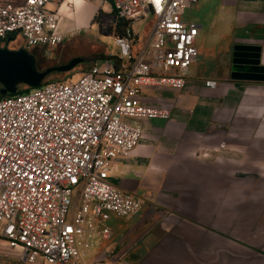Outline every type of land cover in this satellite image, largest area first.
<instances>
[{
    "label": "built area",
    "instance_id": "obj_1",
    "mask_svg": "<svg viewBox=\"0 0 264 264\" xmlns=\"http://www.w3.org/2000/svg\"><path fill=\"white\" fill-rule=\"evenodd\" d=\"M68 1L0 4V43L20 37L26 50L52 54L64 36L47 7ZM111 1L128 22L115 37V63L98 61L77 79L0 98V243L20 250L24 264H85L94 240L111 238L112 214L132 219L143 210V198L109 182L112 165L141 140L132 120L171 118L169 109L141 103L143 88L183 89L199 56V27L184 19L199 0ZM146 16L152 29L140 44L132 24Z\"/></svg>",
    "mask_w": 264,
    "mask_h": 264
},
{
    "label": "crops",
    "instance_id": "obj_2",
    "mask_svg": "<svg viewBox=\"0 0 264 264\" xmlns=\"http://www.w3.org/2000/svg\"><path fill=\"white\" fill-rule=\"evenodd\" d=\"M184 19L199 27V56L184 73L185 87L140 94L142 104L169 109L171 118L138 120V146L110 172L112 185L146 201L125 238L143 231L164 264L170 257L174 264H241L231 249L264 262V83L231 78L237 44L260 46L264 65V0H199ZM207 79L218 88H207ZM0 264H24L20 250L1 242Z\"/></svg>",
    "mask_w": 264,
    "mask_h": 264
},
{
    "label": "rangeland",
    "instance_id": "obj_3",
    "mask_svg": "<svg viewBox=\"0 0 264 264\" xmlns=\"http://www.w3.org/2000/svg\"><path fill=\"white\" fill-rule=\"evenodd\" d=\"M23 1L0 0V3L21 4ZM47 8L55 12L60 23H63L65 30L61 32L64 36V41L48 56L38 49L29 50L38 59L39 68L45 70L50 67L62 66L78 57H85L88 60L78 65L69 73H54L48 76L43 83L46 81L77 79L82 72L89 70L99 60L110 56H117L118 48L115 45L117 16L113 12L114 8L110 0H87L86 2L76 0L73 4L61 5L60 7L48 5ZM61 9H64L65 12L61 13ZM94 11V15L88 20L89 14ZM195 16L194 13H186L185 18L188 17L196 20L197 18ZM151 29L152 19L149 16L138 21L135 20L132 24L134 35L138 36L141 42L146 41L150 37ZM197 38L198 40L196 41L198 42L199 35ZM5 47L11 50H18L23 48L24 45L21 38L17 37L11 43L7 42L0 45V48ZM23 86L19 87V89H23ZM132 122L138 124V120H132ZM77 199L78 194H76L74 204L71 206V211L75 210ZM247 206H249V203H247ZM69 220H71V216H69ZM238 220H240L239 216H231V222H235L236 224ZM134 222V220L121 218L112 214L110 220L106 223L112 230L113 234L111 238L109 240H102L100 237H97L94 240L96 247L86 254L83 258L84 263L164 264V261H158V248L147 246L145 244L146 241H143L142 238L145 236L143 231L133 234L132 238H125L127 232L133 227L131 225ZM230 252L233 262L237 263L238 259L241 261V264H264V262L248 257L246 254L237 252L234 249H231ZM234 256L236 257L235 259ZM168 261V264L176 263L173 262V257H170Z\"/></svg>",
    "mask_w": 264,
    "mask_h": 264
},
{
    "label": "water",
    "instance_id": "obj_4",
    "mask_svg": "<svg viewBox=\"0 0 264 264\" xmlns=\"http://www.w3.org/2000/svg\"><path fill=\"white\" fill-rule=\"evenodd\" d=\"M260 46L237 44L231 56V78L234 81L264 83V65L261 63ZM88 58L78 57L62 66L40 70L37 58L25 48L11 50L0 48V85L1 94L15 95L19 86L40 87L44 80L54 73H69Z\"/></svg>",
    "mask_w": 264,
    "mask_h": 264
},
{
    "label": "trees",
    "instance_id": "obj_5",
    "mask_svg": "<svg viewBox=\"0 0 264 264\" xmlns=\"http://www.w3.org/2000/svg\"><path fill=\"white\" fill-rule=\"evenodd\" d=\"M111 1V0H110ZM112 2V1H111ZM0 4H4V3H0ZM13 4V3H12ZM14 5H19V4H14ZM112 5H113V2H112ZM113 8H114V5H113ZM113 12H115L116 13V10H115V8H114V11ZM116 16H117V13H116ZM96 18H97V16H96ZM127 27H128V22L126 21V20H124V19H120V18H118V16L116 17V37H120V36H123V35H125V33H126V29H127ZM11 38H9V40H10ZM9 40H6V41H4V43H7ZM0 45H1V43H0ZM115 57L114 56H110V57H108V58H106V59H108V60H111V59H114ZM37 66H38V62H37ZM38 68H39V66H38ZM40 69V68H39ZM41 70V69H40ZM56 81V80H55ZM55 81H46L45 83H43V84H46V83H50V82H55ZM19 87H21V86H19ZM2 85H0V98H4V97H8V96H11V95H6V96H4V95H2L1 94V90H2ZM31 89H33V88H29V87H27V86H23V89H19L18 88V94H22V93H26V92H28L29 90H31Z\"/></svg>",
    "mask_w": 264,
    "mask_h": 264
},
{
    "label": "flooded vegetation",
    "instance_id": "obj_6",
    "mask_svg": "<svg viewBox=\"0 0 264 264\" xmlns=\"http://www.w3.org/2000/svg\"><path fill=\"white\" fill-rule=\"evenodd\" d=\"M37 62H38V59H37Z\"/></svg>",
    "mask_w": 264,
    "mask_h": 264
}]
</instances>
